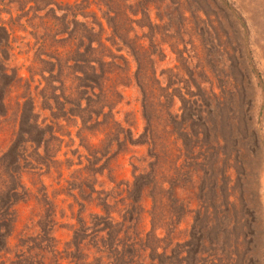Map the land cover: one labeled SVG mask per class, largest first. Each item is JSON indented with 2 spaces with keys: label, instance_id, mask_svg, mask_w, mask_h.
<instances>
[{
  "label": "rangeland",
  "instance_id": "obj_1",
  "mask_svg": "<svg viewBox=\"0 0 264 264\" xmlns=\"http://www.w3.org/2000/svg\"><path fill=\"white\" fill-rule=\"evenodd\" d=\"M29 1L0 0V28L10 30L8 40L0 31V63L8 66L9 77L3 85L15 87L13 97L23 94L33 79L35 87L42 79L36 75L41 64H33L38 42L33 33L37 30L41 37L45 24L56 25L51 36L59 34L60 39L46 40V49L64 59L67 70L63 73L69 84L66 75L73 66L69 61L77 48V42H72L75 36H92L94 48L101 52L106 47L117 56L126 54L118 51L122 42H113L108 19L114 15L108 10L145 22L143 29L130 26V38L134 33L136 37L154 35L157 49L167 53L166 61L158 65L165 79L166 71L181 70L182 59L189 67L182 69V76L191 83L193 96L176 99L170 110L173 117L159 122L160 133L167 135L169 154L161 175L164 191L157 194L163 201L164 216L159 218L158 213L156 220L152 216V190H146L143 198L141 228L145 233L158 230L149 237L156 251L135 258L136 264H264V0H109L108 5V0H43L38 7H48L42 12L37 11L38 0ZM141 46L150 48L149 38ZM134 72L132 65L131 75ZM121 91L124 101L116 118L139 140L147 126L140 90L132 84ZM39 95L36 113L44 107ZM41 113L44 117L49 114L47 108ZM205 122L208 130L203 127ZM71 125L63 132L71 131L77 137L80 128ZM14 139L10 132L0 131L1 156ZM89 139L94 147L104 142L103 135ZM78 141L72 148L56 145L58 154L64 155L56 159L63 163L61 176L54 172L38 178L37 173L23 171L17 183H7L17 188L10 191H1L2 180L7 178H0V264H77L81 251L75 244L86 246V255L92 252L88 245L92 236L83 235L81 221L103 216L100 201L115 197L112 190L117 191L118 186L121 192L128 190L127 185L134 188L135 167L149 168L144 163L149 147L140 143L129 146L114 159L102 161L108 163L95 185V192L100 193L86 189L83 199L75 189L78 181H73L72 172L87 162L71 170L65 165L68 159L78 162V156L72 154ZM27 148L26 156L36 146L28 144ZM79 155L86 156V150L81 148ZM7 165L0 163V173ZM99 194H104L100 201ZM117 213L115 219L123 216ZM124 239V232L120 233L117 244L123 252ZM123 257L119 263L130 264L129 256ZM93 258L92 253L89 262ZM103 261L99 264H111V260Z\"/></svg>",
  "mask_w": 264,
  "mask_h": 264
},
{
  "label": "trees",
  "instance_id": "obj_2",
  "mask_svg": "<svg viewBox=\"0 0 264 264\" xmlns=\"http://www.w3.org/2000/svg\"><path fill=\"white\" fill-rule=\"evenodd\" d=\"M40 1L43 2V0L37 1V11L42 12L48 6L40 9L38 7ZM29 3L31 4L32 1L30 0ZM108 4L109 0L106 5ZM25 8L24 6L22 10L24 11ZM30 11L33 12V8L30 7ZM65 11L68 14L70 10ZM112 11L108 10L109 14L114 15L108 19V23L114 32L113 42L118 41V44L122 42L123 48L118 51L121 53L125 50L126 54L117 56L111 48L106 47L104 48L107 51L101 52L99 48H94L95 42L92 36L86 34L75 36L72 42H77V48L74 57L69 61L73 63V66L68 68L71 72L66 75V79L68 80L69 77L71 84L65 81L64 59L57 53L53 56L48 54L46 49V40L60 39L59 34L51 36L56 25L50 28L45 24L41 37L37 30L33 33V36L38 39L33 64L40 63L42 68L36 74L42 78L36 87L34 85L37 81L33 79L26 86L23 94L13 97L16 92L15 87L3 85L4 80L9 77L8 66H1L0 63V131L10 132L13 139L16 138L12 147L4 155H0V163L3 166L8 164L0 173L1 180L3 176L7 178L4 182L2 180L1 191L17 189L8 187L7 183L9 181L17 183L23 171L37 173L38 178L52 176L54 172L61 176L63 163L56 159L64 155L58 154L59 150L56 145L58 144L60 148L62 146L72 148L76 144L74 142L79 140L78 149L72 153L78 156V162L75 163L68 159L65 165L68 170H71L74 167L84 166L86 161L87 164L83 168L72 172L73 181H78L75 189H78L81 195L87 193L86 189L100 193L95 192V185L99 184V176L107 168L108 162L102 164L104 159L108 158L107 161H110L128 150L129 146L139 145V143L149 147L148 158L144 160L145 164L149 163V168L147 166L142 169L135 167V176H137L134 188L127 185L128 190L121 192L118 186L117 191L112 190L115 197L108 202L105 199L100 201L104 194H99L98 199L104 215H92L90 222L81 221L83 235L92 236L88 244L92 246V252L89 251V255H86V246L75 244L81 251V259H78L77 264H99L104 259L111 260V264H120L119 260L125 255L130 258L128 263L136 264L134 259L146 258L148 251L155 254L156 248L150 243L149 237L158 230L153 229L145 233V230L141 228V222L145 211L143 198L146 190L153 191L151 193L154 195L151 196L154 202L153 218L156 220L158 213L159 218L164 216L163 201L157 194L164 191L165 183L161 175L163 163L167 161L169 154L166 148L167 135L164 137L160 133L159 122L164 117H173L170 110L175 105L176 99H182L186 95L193 96L190 92V82H185L182 76V69L189 68L183 64L186 60L182 59L181 70L179 69L178 73L176 68L166 71L167 79H165L164 73L158 72V65L161 66L166 61L167 53L162 48L157 49L159 43L157 44L154 35L136 37L134 33V38H130V26L137 25L138 29H143L145 22L143 20L134 21L133 17L127 14L110 13ZM115 11H118V8H114ZM54 12L55 9L50 11L51 14ZM144 15L147 17L146 11ZM72 16L74 19L77 18L76 14ZM151 27H153L152 24ZM0 31L4 34L5 40H8L10 30L2 27ZM0 37L2 38L3 35L0 34ZM148 38L150 48L147 49L141 46V42ZM41 39L44 40L43 43ZM182 56L180 54V59ZM132 65L135 66L133 75H131ZM48 67L50 70L47 69ZM10 72H12V77H17L15 72ZM46 74H49L48 79L45 77ZM132 84L140 90L143 113L147 123L139 140H134L131 128H126L116 118L119 113L118 108L124 101L121 89L128 88ZM32 89L33 93H31ZM39 93L44 105L41 110L47 108L49 112L47 117L42 116L41 110L36 113V96ZM212 96L215 97L213 94ZM67 123V126L61 125ZM71 124L80 128L77 137L72 136L71 131L63 132L64 127L71 129ZM167 124L168 122L165 123L164 130L167 129ZM207 125V122L203 124L206 130H208ZM98 135H103L104 142L101 147H94L89 137ZM67 139H70L68 143H66ZM28 144H33L36 148L32 155L26 156ZM81 148L86 150V156L79 155ZM115 148H117L116 151H114ZM41 149L43 154L40 153ZM23 162L27 165L23 166ZM42 191L46 192L47 188L44 187ZM107 196L110 197V194ZM122 207L123 209L120 210ZM114 211L123 213V216L115 219L118 213ZM123 232L125 239L121 244L125 245L126 251L124 252L118 250L120 245L117 244V238ZM77 240L78 238L75 239L76 242ZM92 253L94 260L89 262Z\"/></svg>",
  "mask_w": 264,
  "mask_h": 264
}]
</instances>
